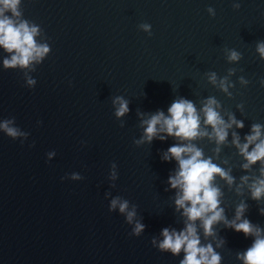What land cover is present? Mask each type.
I'll list each match as a JSON object with an SVG mask.
<instances>
[{"label": "water", "instance_id": "1", "mask_svg": "<svg viewBox=\"0 0 264 264\" xmlns=\"http://www.w3.org/2000/svg\"><path fill=\"white\" fill-rule=\"evenodd\" d=\"M235 2L239 8L234 0H23L24 18L39 25L36 39L50 51L29 68L5 69L10 54L0 48V119L14 116L30 133L21 143L0 132V264H179L183 253L173 256L151 244L163 228L184 226L168 186L176 162L160 159L175 140L134 141L143 134L142 119L167 113L180 96L198 108L214 96L225 119L233 112L244 121L235 129L242 140L253 123L264 124V59L256 52L264 40V0ZM142 23L151 25V35ZM230 49L241 53L239 61L227 59ZM211 71L218 81L229 78L231 97L209 82ZM29 76L37 81L34 88L26 86ZM115 96L130 109L120 118ZM228 139L220 159L213 141L195 143L214 162L231 166L237 183L241 175L258 174L259 163L247 173L240 167L231 130ZM50 150L56 156L46 162ZM113 162L115 180L109 179ZM73 171L83 179H61ZM217 183L229 219L244 200L245 215L264 228L258 211L264 201L251 199L247 190L238 195L219 178ZM114 196L135 206V220L145 225L140 236L130 234L133 225L118 210L109 211ZM216 229L225 241L220 248L201 231L202 242L213 243L222 264H242L236 254L251 237L223 223Z\"/></svg>", "mask_w": 264, "mask_h": 264}, {"label": "clouds", "instance_id": "2", "mask_svg": "<svg viewBox=\"0 0 264 264\" xmlns=\"http://www.w3.org/2000/svg\"><path fill=\"white\" fill-rule=\"evenodd\" d=\"M23 0H0V48H3L9 56L3 59L5 69H25L34 63L41 62L50 51L47 43H39L36 37L40 34L39 25L24 18L21 4ZM234 8H239L240 3H233ZM207 11L215 15V9L211 6ZM140 29L151 35V25L142 23ZM256 52L264 59V40L256 45ZM227 59L230 62L239 61L241 53L235 49L228 51ZM233 70H230V74ZM242 86H247L249 80L244 76L239 78ZM208 80L228 96L234 85L227 76L217 79V73H208ZM26 86L34 88L37 81L34 77L26 78ZM264 86V78L260 79ZM114 114L117 118L123 117L129 112L128 101L122 96L113 98ZM237 108L243 112V104ZM142 116L144 114H141ZM227 119L223 113L221 103L214 97H207L198 108L195 103L183 96L173 100L167 108V113L158 110L141 120L143 134L135 140L136 145L151 143L154 139L161 141L173 137L175 143L162 152V161H175L176 167L168 176V186L175 190L174 204L176 211L184 218V226L176 228L165 227L161 230L160 239L153 237L151 244L161 252L183 258L179 264H222V255L215 248H220L225 241L217 237L216 226L220 223L236 232H242L245 237H251L250 245L243 251L237 252V259L242 264H264V228L254 224L246 215L248 204L241 200L235 207L234 216L229 219L223 205L224 192L217 183V178L223 180L229 188H233L238 195H243L247 190L251 199L264 201V124L253 123L251 130L241 139L235 129H243L244 121L238 119L233 112H227ZM123 125L121 124V127ZM231 130V145L235 146L238 154L243 158L240 167L249 172L254 165L259 163L258 174H245L239 177L232 175V167H222L214 162L213 156L205 155L204 150L195 143L196 140L207 138L216 145L214 154L220 159L221 146L229 143ZM0 132H3L13 140L19 139L24 143L30 133L23 130L15 122V117L0 119ZM34 143V142H33ZM31 146V145H30ZM56 156L55 150L46 153L47 161ZM228 165L227 159L222 161ZM79 181L83 176L79 172H71L61 179ZM118 178L117 165L111 164L109 179ZM109 211H119L125 217L128 224L133 225L131 235L140 236L145 225L135 220L137 215L135 206L129 207V201L119 196L109 200ZM264 215V207L258 208ZM203 238L211 237L216 240L213 243L202 242Z\"/></svg>", "mask_w": 264, "mask_h": 264}]
</instances>
